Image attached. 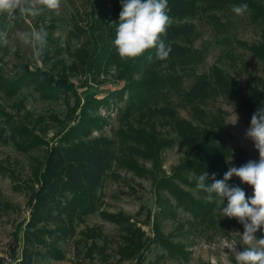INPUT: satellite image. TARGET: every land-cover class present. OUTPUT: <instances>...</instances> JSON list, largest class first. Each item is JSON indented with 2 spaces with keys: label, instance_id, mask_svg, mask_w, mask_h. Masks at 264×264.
Instances as JSON below:
<instances>
[{
  "label": "rangeland",
  "instance_id": "1",
  "mask_svg": "<svg viewBox=\"0 0 264 264\" xmlns=\"http://www.w3.org/2000/svg\"><path fill=\"white\" fill-rule=\"evenodd\" d=\"M117 1L120 0H61L58 10L45 11L35 19L25 16L11 22L14 27L7 29L9 44L0 43V264H137V260L138 264H236L235 254L229 248L245 247L241 240L244 228L237 219L223 217L217 207L210 220L201 221L183 207H176L174 199L165 192L162 195L170 201L173 213L163 217L158 212L153 179L170 177L186 155L185 147L170 126H157L158 131L173 140L171 146L160 152L159 171L153 170L150 161L142 159H137L139 165L152 171L142 177L117 163L103 171L98 166L91 145L107 155L113 150L117 156L126 153L118 144L117 132L127 94L122 100L111 99L107 105L89 112V116L104 120L101 128L93 129L87 137L79 136L60 144V149L88 147L79 168L76 164L72 167L84 173L78 183L85 177L80 189L93 210L84 216L73 214L59 219L54 212L36 226H27L32 193L39 186L40 167L49 149L56 147L57 139L75 123L79 113L76 98H80L81 104L85 89L92 88L96 98L101 99L124 84L123 71L116 62H109L106 57L101 61L91 58L96 47L110 41L115 27L111 7ZM232 7L199 10L193 18L185 20L194 28L192 63L178 69L181 85L177 92L168 95V100L178 118L193 125H200L193 116L195 109L203 110L207 120L213 117L222 120L225 127L221 141L232 153L227 165L239 167L249 160H259L253 141L245 137L252 114L229 94H216L193 105L184 99L196 77L216 66L225 76L238 81L246 95L254 88L264 100V61L238 44L260 43L264 41V31L251 21L249 11L237 16ZM7 23L6 18L0 17V31L6 30ZM40 27L46 29L47 45L42 56L34 58L32 49L16 39V32ZM12 46L17 49L14 53L10 51ZM111 65H116L115 75L109 72ZM27 69L65 78L72 88L49 90L39 77L17 87L5 82V77L14 78ZM97 140L100 142L95 143ZM104 140L114 141L115 149L101 146ZM62 153L64 158L75 154L65 162L80 161L74 152ZM232 178L247 196H252L249 185L235 176ZM174 184L197 197L194 190L175 181ZM60 191H65L61 201L73 197L67 189ZM105 213L118 215L119 220L111 222L103 217ZM19 226L20 241H17L15 232ZM38 233L58 249L61 260L50 255L49 247H40L35 242L31 243L35 247L26 244L23 248V240L30 241ZM256 236L264 237V230ZM13 249L16 259L12 261Z\"/></svg>",
  "mask_w": 264,
  "mask_h": 264
},
{
  "label": "trees",
  "instance_id": "2",
  "mask_svg": "<svg viewBox=\"0 0 264 264\" xmlns=\"http://www.w3.org/2000/svg\"><path fill=\"white\" fill-rule=\"evenodd\" d=\"M244 3L248 4L251 21L260 25L264 31V0H168L169 14L173 18V23L167 30L166 43L171 46V52L169 57L163 61L156 59L154 49L134 62L128 59L121 60L110 44L115 36V31L112 29L110 41L108 40L102 47H96L91 58L101 61L106 57L109 62H116L123 71L124 84L121 89L113 91L101 99L96 98V91L92 88L85 89V96L81 104L80 98H76V107L79 109V113L75 123L57 139L58 145L49 149L46 160L40 167L39 186L32 193L28 227L36 226L47 220L54 212L57 213L59 219L60 216L70 218L73 214L78 217L84 216L93 210L87 198L83 196L84 190L80 189L85 183V177L81 183H78L84 173L78 171L80 169H76L79 168L81 157L88 154L86 153L88 147L74 150L72 147L60 149V144L70 143L71 140H76L79 136L87 137L93 129L101 128L104 120L99 116H89V112L97 110L102 105H107L111 99L122 100L125 94H127V98L124 108L119 114L121 127L117 133L119 136L118 144L126 153L124 156H117L113 150L107 155L103 154L98 147L91 145L90 149L96 155L95 161H97L98 166L103 171L109 169L113 163H117L142 177L152 172L146 170L143 165H139L137 159H142L150 161L153 170L159 171L160 152L171 146L173 140L158 131L157 126L159 124L170 126L185 147L186 155L174 167L170 177L163 175L153 179V192L158 212L163 217L171 216L173 213V206L170 201L162 195L165 192L174 199L176 207H183L194 218L201 221L212 218L217 206L205 200L206 193L198 191L196 183L197 177L204 171L209 174L208 182L211 183L212 173L216 174L217 179H222L228 170L227 160L232 156V153L221 141V134L225 125L222 120L214 117L207 120L205 112L200 109H195L193 115L200 122V125H193L184 119H179L176 111L169 103L168 95L177 92L181 85V79L177 76L178 69L192 63L191 44L194 28L185 20L193 18L199 10L207 12ZM120 11L121 0L112 4L110 15L113 22H118ZM238 44L246 48L254 58L264 61V41L252 44L238 42ZM149 56L152 57L151 62L148 60ZM35 77H39L49 90L72 88L67 79L56 78L50 72L39 69H27L14 78L5 77V82L11 87H17L20 83L31 81ZM220 93L235 97L239 104L252 115L257 109L264 106V100L259 91L251 88L250 95H246L238 81L225 76L216 66H212L209 73L200 74L196 77L189 90L184 93V99L188 104L193 105L194 103H202L211 96ZM98 141L100 142L97 140L95 143ZM100 145L114 149L116 147L114 141L107 140L101 142ZM60 150L76 153V158L80 161L65 162L67 159H73L75 154H67L68 157L65 156L66 158H64ZM75 164L77 167L73 169L72 166ZM69 165L73 171L69 169ZM75 171L77 173H74ZM174 181L194 190L197 197L195 198L190 193L181 190L174 184ZM229 184L238 185L233 178ZM61 189L69 190L73 197L70 200L61 201L60 199L65 195V191L61 193ZM103 217L111 222L119 220L118 215L114 214L105 213ZM20 231L21 226L15 232L17 241H20ZM39 233L37 234L38 237L30 239V241H21L23 248L26 244L33 247L34 245L31 243L35 242L40 247H49L47 251L50 255L55 260H61L62 255L58 249L51 243H47ZM31 236L29 234V238ZM90 250L91 248L89 253ZM15 254L16 251L13 249L10 260L16 259ZM24 264L28 263L25 262Z\"/></svg>",
  "mask_w": 264,
  "mask_h": 264
},
{
  "label": "clouds",
  "instance_id": "3",
  "mask_svg": "<svg viewBox=\"0 0 264 264\" xmlns=\"http://www.w3.org/2000/svg\"><path fill=\"white\" fill-rule=\"evenodd\" d=\"M60 6L61 0H0V17L9 22L6 30L0 31V43L9 44L7 29L14 27L11 22L25 16L35 19ZM247 11L246 3L232 7L237 16ZM169 13L168 0H121L119 20L112 22L115 36L110 41L118 57L134 62L154 49L156 59L166 60L171 52V46L166 43L167 30L173 23ZM16 39L32 49L34 58H39L47 45V32L44 27L20 30L16 32ZM16 50L15 46L10 49L13 53ZM148 60L151 62L152 57ZM109 72L115 75L116 65H111ZM237 120L235 114L234 123ZM245 137L253 141L259 160L229 167L222 179L212 173L211 183L208 182L209 174L204 171L197 177L196 189L206 193L205 200L219 207L223 217L235 218L243 225L241 240L245 247L243 250L229 248L235 254L236 264H264V237L256 236L258 231L264 230V106L253 113ZM233 176L253 189L252 196H247L242 187L229 184Z\"/></svg>",
  "mask_w": 264,
  "mask_h": 264
}]
</instances>
